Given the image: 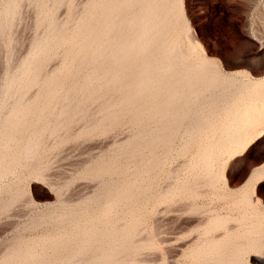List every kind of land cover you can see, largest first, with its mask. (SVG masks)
<instances>
[{"label":"bare ground","instance_id":"obj_1","mask_svg":"<svg viewBox=\"0 0 264 264\" xmlns=\"http://www.w3.org/2000/svg\"><path fill=\"white\" fill-rule=\"evenodd\" d=\"M25 1L0 0V43L11 50L15 46L12 33L22 18ZM66 1L73 3L39 0L43 30L33 39L26 57L18 62L9 57L0 101V186L14 176L17 163L36 155L46 128L45 113L61 92L62 76L66 78L63 68L87 47H93V53L81 57V69L98 65L84 75L81 87L86 88L94 75L110 76L108 85L113 88L105 94L112 92L113 102L110 99L100 108L101 112L115 106L114 113L106 117L112 122L108 125L115 126L126 114L135 113L139 122L150 126L131 135V141L128 138L114 164L145 151L152 158L141 174L113 184L104 178L106 161H95L99 164L93 175L100 179L107 208L93 218H82L88 212L78 214L77 228L66 233L14 236L0 254V264H139L141 251L159 246L155 232L139 237L144 208L152 204V212L162 203L171 208L178 198L190 200L187 212L204 217L199 239L182 249L185 261L181 264H253L252 259H264V196L256 190L264 181V163L252 167L237 188L228 187L226 180L230 158L264 135V77L211 69L202 44L188 34L183 38L179 31L182 11L176 0H88L75 25L70 24L72 14L64 22L56 18L55 4ZM67 44L71 45L64 64L49 76L46 63ZM77 88L75 82L63 100L73 97ZM85 103L62 106L59 114L63 119L56 126L63 125L74 108L83 113ZM30 125L33 131L22 138ZM86 127L85 131L92 124ZM177 140L179 147L175 146ZM132 145L135 150L130 152ZM177 157L184 160L174 168L170 162ZM46 168L39 167L36 175L43 177ZM156 171L159 173L153 174ZM165 178L169 182L160 186ZM26 195V189L19 187L0 198V212H8ZM202 196H208L210 202L199 204ZM217 202L222 204L213 207ZM47 218L55 216L43 215L40 221Z\"/></svg>","mask_w":264,"mask_h":264},{"label":"rangeland","instance_id":"obj_2","mask_svg":"<svg viewBox=\"0 0 264 264\" xmlns=\"http://www.w3.org/2000/svg\"><path fill=\"white\" fill-rule=\"evenodd\" d=\"M38 1L26 0V3L22 4L20 9L22 18L20 17L12 33L15 40L14 48L11 50L0 43V101L4 95L2 86L9 67V57H12L14 62L26 57L31 50L33 39L43 30V27L39 26ZM87 1L73 0L74 5L68 1L57 2L55 4L57 20L64 22L72 14L70 24L75 25ZM176 1L182 11L179 31L183 32V38H186L188 34L202 44L211 62V69L216 67L225 73H245L254 78L264 77V0H257L258 2L252 5L249 4V0ZM0 6L1 9V2ZM70 45H64L59 50L58 56L46 63L45 72L49 76L62 67ZM92 53L93 47L83 48L77 53V57L68 61V66L63 68L62 75L64 74L67 79L62 76L61 82L64 83L60 84L61 92L50 101L49 111L45 113L44 127L46 128L43 130L42 142L36 155L28 159L24 157L20 163H17L14 176H10L0 186V198L8 196L19 187H24L27 194L8 212H0V254L8 240L14 236L24 235L29 238L55 236L75 230L80 213L88 212L82 215L83 219L93 218L97 213H102L107 208L104 202L105 194L99 188L100 179H96L93 175V170L98 166L96 164L103 161L102 159L108 164L104 178L113 184L141 174L152 158L149 151H145L136 156L137 159L123 157L118 165L114 164L119 148L129 142V139L132 140L131 135L147 130L150 126L146 122H139L135 113L126 114L115 126L108 125L111 121L108 122L106 117L114 113L115 106L112 105L101 112L100 108L104 107L110 99L113 102V96L110 97L113 93L105 94L107 89L113 88L112 84L108 85L110 76L96 78L94 75L91 80H87L89 83L86 88L81 87L84 83V75L91 73L93 67L98 65H88L85 69H81V57H89ZM75 73L77 76L74 75ZM102 74L103 72L96 73V75ZM75 82L78 88L73 97L63 100L64 93ZM88 93H90L89 96H87ZM56 101H58L57 105ZM70 102L74 104L86 102L85 115L84 112H78L74 108L68 119L58 128L56 125L60 118L63 119L59 112L62 106ZM117 112L122 114L120 111ZM90 124H92L91 130L85 131L86 126ZM32 129L31 125L25 128L21 137H27L33 131ZM142 138L141 141H143ZM177 141L175 146L179 147L181 144L179 140ZM143 144L146 145V143ZM158 145L162 147L161 144ZM134 150V145L129 146L128 151ZM181 159L184 160L182 157L172 159L170 166L176 168V164L183 162ZM263 163L264 135L230 158L226 170L227 186L239 187L247 179L252 167ZM46 165L48 168L45 170V175L43 177L36 175L37 169ZM155 173L159 171L153 174ZM167 182L169 181L166 178L165 181L161 179L159 185L165 186ZM6 184L11 187H5ZM256 190L258 195L264 196V181L257 185ZM189 201L187 198H178L173 205L171 203L173 206L171 208H167L162 203L163 205H158L154 212L150 211L152 204L144 208L146 217L139 237H145L151 231L155 232L160 247L141 251L139 264H181L185 261L182 249L199 239L198 228L204 218L202 213L187 212ZM197 201L199 204H206L210 202V199L208 196L204 198L202 196ZM221 204L214 203L213 207ZM51 213L55 216L54 219L47 218L45 222L40 221L43 215L50 216ZM109 213L111 216L112 212L109 211ZM263 261V258L252 259L253 264H262Z\"/></svg>","mask_w":264,"mask_h":264}]
</instances>
